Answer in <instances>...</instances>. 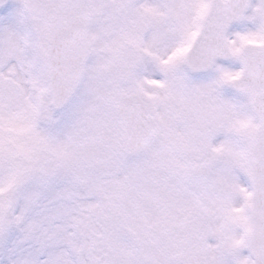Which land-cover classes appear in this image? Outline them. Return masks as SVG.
<instances>
[{
    "label": "snow or ice",
    "instance_id": "6c2138e0",
    "mask_svg": "<svg viewBox=\"0 0 264 264\" xmlns=\"http://www.w3.org/2000/svg\"><path fill=\"white\" fill-rule=\"evenodd\" d=\"M0 264H264V0H0Z\"/></svg>",
    "mask_w": 264,
    "mask_h": 264
}]
</instances>
